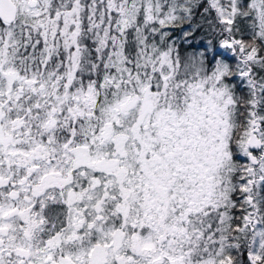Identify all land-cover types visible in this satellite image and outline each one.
<instances>
[{
    "label": "snow or ice",
    "instance_id": "6c2138e0",
    "mask_svg": "<svg viewBox=\"0 0 264 264\" xmlns=\"http://www.w3.org/2000/svg\"><path fill=\"white\" fill-rule=\"evenodd\" d=\"M0 264H264V0H0Z\"/></svg>",
    "mask_w": 264,
    "mask_h": 264
}]
</instances>
